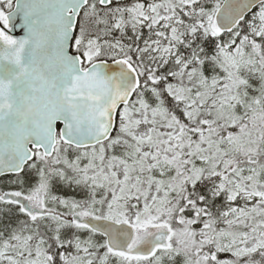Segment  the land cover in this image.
Listing matches in <instances>:
<instances>
[{
    "label": "snow or ice",
    "instance_id": "obj_1",
    "mask_svg": "<svg viewBox=\"0 0 264 264\" xmlns=\"http://www.w3.org/2000/svg\"><path fill=\"white\" fill-rule=\"evenodd\" d=\"M0 264H264V0H0Z\"/></svg>",
    "mask_w": 264,
    "mask_h": 264
}]
</instances>
